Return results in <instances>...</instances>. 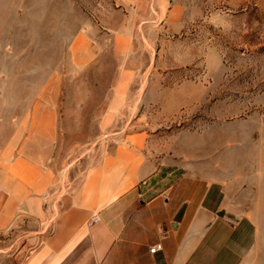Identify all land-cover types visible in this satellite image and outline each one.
<instances>
[{"label":"crops","instance_id":"obj_1","mask_svg":"<svg viewBox=\"0 0 264 264\" xmlns=\"http://www.w3.org/2000/svg\"><path fill=\"white\" fill-rule=\"evenodd\" d=\"M123 21L111 34L120 66L116 90L146 76V105L157 103L166 117L193 113L215 95L218 78L162 87L159 78L136 72L141 63L122 57L135 46L131 19ZM97 33L107 34L98 27ZM81 37L88 50L101 48L88 28ZM0 66L1 97L19 106L25 90L10 88L3 58ZM32 96L31 112L39 113V91ZM216 112L215 106L203 127L119 140L109 152L99 145L87 153L95 163L71 189L58 185L52 164L58 140H22L19 133L0 140V264H264V119L251 113L234 129ZM156 243L162 248L151 253Z\"/></svg>","mask_w":264,"mask_h":264},{"label":"rangeland","instance_id":"obj_2","mask_svg":"<svg viewBox=\"0 0 264 264\" xmlns=\"http://www.w3.org/2000/svg\"><path fill=\"white\" fill-rule=\"evenodd\" d=\"M125 16L135 46L122 57L141 63L136 72L159 78L162 87L189 78L208 85L218 78L215 95L193 113L182 109L166 117L157 103L146 105V76L116 90L120 66L111 34L123 28ZM97 27L107 34L99 36ZM87 28L99 50L83 45ZM2 58L9 87L26 95L19 106L13 97L7 103L0 80V140L16 133L22 140H58L52 164L58 185L69 189L95 163L87 153L99 145V152H109L119 140L203 127L215 106L217 120L234 129L243 128L251 113L264 119V0H0ZM38 91L40 111L32 113Z\"/></svg>","mask_w":264,"mask_h":264},{"label":"built area","instance_id":"obj_3","mask_svg":"<svg viewBox=\"0 0 264 264\" xmlns=\"http://www.w3.org/2000/svg\"><path fill=\"white\" fill-rule=\"evenodd\" d=\"M161 248H162L161 243H156V244H154L153 246H151V247L149 248V251H150L151 253H154V252L160 250Z\"/></svg>","mask_w":264,"mask_h":264}]
</instances>
